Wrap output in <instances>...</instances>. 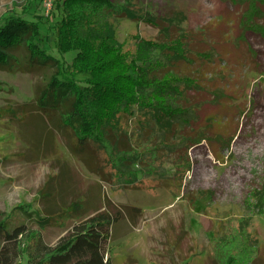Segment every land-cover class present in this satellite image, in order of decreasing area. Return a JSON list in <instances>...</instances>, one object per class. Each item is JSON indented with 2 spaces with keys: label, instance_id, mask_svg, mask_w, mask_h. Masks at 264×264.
Instances as JSON below:
<instances>
[{
  "label": "rangeland",
  "instance_id": "rangeland-1",
  "mask_svg": "<svg viewBox=\"0 0 264 264\" xmlns=\"http://www.w3.org/2000/svg\"><path fill=\"white\" fill-rule=\"evenodd\" d=\"M47 1L39 0L37 11L43 15L41 42L71 62L76 52L61 54L55 45L52 27L60 9L55 7L56 0H51L50 16L46 17ZM28 2L0 0V18L7 11L21 10ZM133 2L158 14L182 10L187 16L184 25L192 30L203 26L213 29L224 24L222 19L230 21L227 29L221 25L212 32L221 35L227 31L236 36L228 43L234 54L230 56L233 76L229 80L240 94L226 102L225 108L212 106L199 112V123L216 115L213 131L235 133L230 148L222 151L225 159L218 160L206 141L171 149L158 141L160 132L144 122L146 129H140L139 139V129L131 134H136L134 148L141 156L140 163L133 165L141 169L139 177L132 182L114 173L110 179L99 178L70 152L64 135L44 115L34 112L19 120L7 112L11 106L35 98L49 82L53 69L0 70V216L14 222L26 218L34 231L25 238L26 244L40 231L43 239L54 245L75 219L63 214L55 224L44 225L41 221L48 213L43 208L52 205L58 211L78 200L83 209L102 206L101 210L124 212L109 245L113 264H224L218 260L219 252L226 257L238 253L241 260L237 264H250L248 258L257 253L252 264H264V35L244 31V6L232 0ZM115 28L126 51H134L139 38L154 39L157 34L146 22L128 18H119ZM19 55L24 58L26 51ZM127 122L132 132L134 120L128 118ZM169 136V141H175L172 134ZM182 154L189 159V169L182 167V159H175ZM51 177L52 196L47 201L39 199L41 188ZM134 204L142 209L132 218L126 207Z\"/></svg>",
  "mask_w": 264,
  "mask_h": 264
},
{
  "label": "trees",
  "instance_id": "trees-1",
  "mask_svg": "<svg viewBox=\"0 0 264 264\" xmlns=\"http://www.w3.org/2000/svg\"><path fill=\"white\" fill-rule=\"evenodd\" d=\"M232 1L244 6V31L264 35V0ZM55 4L60 9L52 27L55 45L61 54L76 52L71 62L42 44L39 0H29L21 10L7 11L0 18V70L53 69L49 82L36 97L11 106L7 111L10 115L19 120L29 113L44 115L64 135L70 152L103 179L113 173L127 182L139 177L141 169L133 165L140 163L141 156L134 142L141 137L140 129L149 125L160 132L158 141L171 149L206 141L218 160L225 159L222 151L230 148L235 133L213 131L216 115L199 123V112L212 106L225 108L226 102L240 94L229 80L233 76L230 56L234 54L228 43L236 36L225 31L227 37L222 38L223 33L212 32L221 25L227 29L228 19H222L224 24L213 29L203 26L192 30L185 27L187 16L182 10L158 14L133 0H56ZM119 18L144 21L155 27L157 34L154 39L139 38L135 50L126 51L117 38L115 23ZM23 49L24 58L19 55ZM223 115H227L225 110ZM128 118L135 123L132 132ZM135 129L139 131H135L138 137L134 141L136 134H131ZM169 134L175 141H169ZM175 159H182V167L190 168L183 154ZM52 181L51 177L41 188L39 199H50ZM83 207L76 200L58 211L52 205L43 208L48 213L42 218L44 225L55 224L63 214L75 219L54 245L47 243L40 231L26 244L34 232L26 218L14 222L0 216V264H113L109 245L113 228L125 217L124 212L101 210L102 206L92 210ZM141 209L135 204L126 207L132 218ZM256 254L248 258L250 264ZM217 255L224 264L241 260L238 253Z\"/></svg>",
  "mask_w": 264,
  "mask_h": 264
},
{
  "label": "built area",
  "instance_id": "built-area-1",
  "mask_svg": "<svg viewBox=\"0 0 264 264\" xmlns=\"http://www.w3.org/2000/svg\"><path fill=\"white\" fill-rule=\"evenodd\" d=\"M45 7H46V9H47V14L49 13V10H50V8H51V6H52V1L51 0H48L47 2H45Z\"/></svg>",
  "mask_w": 264,
  "mask_h": 264
}]
</instances>
